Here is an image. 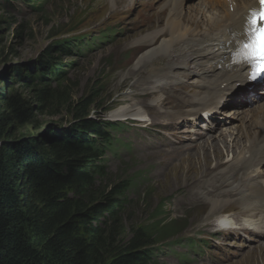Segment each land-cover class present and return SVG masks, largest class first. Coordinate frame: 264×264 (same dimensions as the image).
<instances>
[{
	"label": "rangeland",
	"instance_id": "374dc122",
	"mask_svg": "<svg viewBox=\"0 0 264 264\" xmlns=\"http://www.w3.org/2000/svg\"><path fill=\"white\" fill-rule=\"evenodd\" d=\"M30 2L31 5L26 4L24 0H0V90L4 87L5 93L27 98L31 87L29 75L39 77V60L54 55V57H62V62L67 64L66 74L69 78L67 85L70 92L66 101H56L43 112L35 111L30 123L24 125L17 122L11 123L0 146L6 144L25 147L28 144L30 150L39 153L35 143L45 146L52 137L67 136L77 126L99 121L100 118L108 119L107 114L118 111L122 106L127 107L138 102L158 104L161 99L157 101L155 99L158 96H162L163 99L164 94L161 92L149 95L147 99L139 100L135 96L137 94L140 98L144 96L142 94L147 92L146 90H152L147 80L151 78L149 70L153 65L149 63L143 64V67L138 65L139 69L145 70L142 78H135L134 74L130 73V69L138 62L145 49L155 45L147 42L150 34L155 33L158 36L162 34V30H166V21L169 16L167 4L162 2L158 7H154L156 4L153 0L140 2L134 0H44V2L32 0ZM201 2L202 0H193L186 9L189 10L191 6L198 7ZM202 24H205L203 20L198 27ZM201 27L198 31L204 30L206 25ZM81 30L89 32L110 30L117 33L76 59L65 56L56 49L58 39L64 40V37L69 36L70 33L74 34ZM160 39L162 40V37ZM160 39L157 42H161ZM170 60L164 58L155 62L156 67L153 69L166 66ZM138 82L141 86L137 85ZM56 84L51 82L52 86ZM82 99L93 102L84 109L80 118H77L76 106ZM168 109V106L159 109L151 107L150 111L151 114L159 116ZM166 115L165 113L163 118H166ZM123 125L126 128L117 133V139L122 142L120 151L108 153L101 164L106 166L107 172L113 174L111 179H116L120 174L123 175L126 170L127 174L143 171L139 178V185L129 192L130 198L134 199L135 203L126 208L127 225L151 223L154 221L153 214L157 208L159 211L156 214H160L157 221H162L161 225L164 224L163 221L176 219L178 222L176 229L180 232V237L195 236L201 243L207 240L209 244V247L198 256L194 255V250L185 243L164 245L158 252L157 259L163 264H224L225 262H228L225 264H264V242L255 241L247 245L246 250L237 253L232 260L224 261L216 257L218 255L216 241L219 240L221 243L230 241L223 236L215 241L210 240L213 230L217 229L216 220L219 221L221 215L229 212L233 216H238L240 212L235 206H246L242 200L235 199L240 198V194L227 196L234 201L222 202V205L228 204L221 213H217L220 210L216 211L210 203L214 195L221 197L220 200H215L217 202L223 199V192L219 195L217 193L230 188L231 182L239 179L240 171H233L231 180L227 181V165L223 161L222 164L225 167L217 170L219 166L213 173L214 176L216 172H221L220 178L215 179V185H213L211 182L213 176L209 177L210 172L204 173L201 177L199 174L203 171L196 169L199 163L194 161L198 159L204 162L203 153L205 150L207 152L206 147L200 148L193 154H184L186 149L187 151L192 149H189L190 145L187 144L183 145L178 153L153 150L148 147L146 149L145 140L151 138L159 144L161 138L158 132L168 135L167 129L162 125L157 131L145 130L133 124ZM227 132L228 129L225 133ZM214 135L208 137L207 142L203 144L207 145L212 140H219V138H213ZM239 139L242 140V138ZM126 143L130 144V148L125 145ZM243 146L245 143L239 150ZM227 148L223 145L219 148L225 153L223 160L226 159V153H229L226 151ZM219 149L215 150L217 155L223 156ZM211 160L213 163L216 159L213 157ZM193 162L196 168L185 170ZM194 177L195 180L190 181ZM96 181L100 184L101 178L97 177ZM208 186H213V194H203L202 188L205 190ZM212 210H215L214 213L217 214H211Z\"/></svg>",
	"mask_w": 264,
	"mask_h": 264
},
{
	"label": "trees",
	"instance_id": "16d2710c",
	"mask_svg": "<svg viewBox=\"0 0 264 264\" xmlns=\"http://www.w3.org/2000/svg\"><path fill=\"white\" fill-rule=\"evenodd\" d=\"M61 42L59 52L68 54L70 42ZM49 56L40 59L50 65L39 77L29 75L27 98L1 88L0 142L11 123H30L35 111L67 100V64L59 56L52 64L54 55ZM92 102L82 99L76 117ZM103 124L77 126L45 146L35 143L39 153L28 144L0 146V264H163L156 258L159 250L183 242L176 219L161 225L157 208L151 223L127 225L126 208L135 203L129 192L137 188L143 171L126 170L111 179L101 163L105 149H114L112 143L100 146V152L89 135Z\"/></svg>",
	"mask_w": 264,
	"mask_h": 264
},
{
	"label": "bare ground",
	"instance_id": "6f19581e",
	"mask_svg": "<svg viewBox=\"0 0 264 264\" xmlns=\"http://www.w3.org/2000/svg\"><path fill=\"white\" fill-rule=\"evenodd\" d=\"M190 1L191 0H170L167 6L170 7V4H171L172 9L170 8L168 10L169 16L166 21V25H167L166 30L164 31L162 30V34L158 36L155 33L150 34L147 42L154 43L155 45L148 47L142 52L140 58L138 59V62L134 65V67L130 69V73H133L135 78H142L143 76L142 74L144 73L145 70L143 68L139 69L138 65L142 66L143 64L146 65L149 63V65H153L150 67L151 70H149V76H151L149 83H152L156 81L157 79H159L158 78L159 75L171 78L172 80H182L183 82H185V79L187 78L189 79L191 76L197 75L200 78L197 84L209 85L212 89L208 92H204V91L195 92L193 91L195 88L193 85L192 86L193 89L189 91V92L194 93L192 96H181L180 95L176 99V94L182 91L186 92L185 89L188 85H186L185 83L179 84V82H174L173 84H169V85H162L160 90L164 94V96H163V99H162V96H158L155 99L156 101L157 99H161L158 104H151L149 102V103H144L143 107L139 103L133 104V105L131 104L127 107L122 106L118 111L113 112L112 114L111 113L107 114L109 120L116 119V118L125 119L132 112L133 116L138 115L142 118L143 121H146L147 110L150 109L152 106L158 109L168 106L172 109V106L179 107L181 104H184V103L197 105L199 102H201L205 107L210 108L211 110L210 113H208V111H201V109L203 108V105L198 108L188 107L187 109H185V112L188 115H193L196 117V119H198L199 116H201L203 112L207 115L210 114V116L218 112L221 102L220 100H216V99L218 97H222V93H219V92H221L223 89L221 88L220 85L225 81V79L221 80L219 84L215 83V76L218 74L217 72H215V68L217 67V65H214L215 55H218L215 38L221 37L227 43L230 40L233 43L237 38V28H238L235 25H231L230 23H228L230 19H229L228 10L225 4H229L234 7H240L254 0H202V2L200 3L198 7L191 6L189 7V10H187L186 8H187V5L190 4ZM210 7L212 8L210 9ZM211 12L212 14H209ZM185 14H186V17H185ZM202 20L205 23L202 25H206V28L204 30L198 31L199 28H202L201 27L202 25L198 27V25L202 23ZM224 26L226 28H224ZM223 28L224 30L222 31ZM161 37H162V40L160 39ZM82 38H85V36ZM64 39L72 43L73 35L70 33V35L65 36ZM158 39H160L161 42H157ZM61 40L62 38L58 39L56 43V48L59 51L61 47L64 46ZM217 40H220V39L217 38ZM164 58L171 59L167 65H169L171 62L172 63L168 66V68L160 70L159 72H154L153 68L156 67L154 66L155 62L162 60ZM243 76L244 75L242 73H239L237 75H234L233 78L231 79L232 80L235 79L239 81V80H242L241 78H243ZM137 85L141 86V83L138 82ZM146 91L147 92H144L142 94L144 96H141L140 98H139V95L137 94H135V96H137L139 100L141 98L147 99L146 97L154 93V91H150V90H146ZM243 92L244 91H242V93ZM132 93L134 94L135 92H132ZM159 93H160L159 90H157L156 94H159ZM241 99L244 101H247L248 98L247 96H244V97H241ZM150 100H153V99H150ZM165 113L170 115L169 111L162 112L161 114H159V116H155V119L157 120L162 119ZM231 120L232 121L234 120V123L231 126L219 129L218 131H215L211 134L203 135L206 132L196 131L195 136L192 137V141H193L192 144H187V145H190L189 149L191 148L192 149L189 151H187L188 149H186L184 153V154H193L197 152L200 148L206 147L207 152L205 150V153H203L205 155L203 157L204 162H200L198 159H195L194 161H198L199 163L197 168L194 166V162H193V163H190L189 164L190 166L185 169V170H188V169L190 170L191 168L195 167L196 169L203 171L201 172L202 174H199L201 175V177L204 173L206 174L208 172H210L209 177L213 176V173L223 168L224 164L227 165V171H226L228 175V179H226L227 181L231 180L233 171H240V174H242V178L238 182L237 181L231 182L230 188L224 191H219L217 193V195H219L221 192H223L222 193L223 199L221 201L219 202L215 201V200L221 199V197H216L215 195L210 200V203L213 206V208L216 211L220 210V212H217V213H221L223 209L224 210L226 209L225 206L228 203H226L225 205H222V202H227L228 200L234 201V199H230L227 196L234 195V194H240L239 195L240 197L249 196V190L252 189L253 186H259V188L264 192V179L259 177V175L264 176V168L261 169V167L264 165V144L260 142L261 138L264 136V103L263 104L260 103L256 105L254 109L250 110L247 114L235 113L231 115ZM153 123L154 122H152V124ZM181 123L182 121H179L178 118H174L171 124L175 126ZM217 123L218 122L214 120V124H210V125L207 124V126L211 128H216ZM238 123H240V125H238ZM234 126L236 127L234 128ZM150 129L153 130L155 128L150 127ZM227 129H228V132L225 133ZM185 133H186L185 130L181 131V128L175 127V130H174L175 136L184 138ZM198 134H201L203 136L198 137ZM89 135H92V134L89 133ZM211 135H214L213 138H219V140H212V142L210 144L207 143V145L203 144L207 142L208 137H210ZM91 137L92 139H95L94 135ZM189 138L191 137H189L188 135H185V139H189ZM239 138H242V140ZM154 141L155 140L151 139L147 143V147L153 150H166V151L178 153L180 148L183 145H185V144H181L179 146H175L174 144L159 145V144H156ZM244 143H245V146H243V148L239 150L240 146H242V144ZM222 145L227 146L228 148L226 151L229 152L228 154L226 153L227 156H226V159L224 160L223 158L225 156V153L219 149L222 147ZM216 148H218L223 153V156L217 155L215 151ZM98 151H100V149H98ZM157 152L158 151H156V153ZM150 153H153V151H150ZM146 154L148 155V153ZM102 157H104V161H105L106 155L103 154ZM213 157L216 160L212 163L211 159ZM223 161H224V164H222ZM205 168H206V172H204ZM190 173H192V171ZM220 176H221V172H216L214 174L211 180L213 185H215V181L219 179ZM194 180H195V177L190 181H194ZM202 192H204L203 194L206 193L208 195L213 194L212 193L214 192L213 186L211 187L208 186L205 188V190H203L202 188ZM235 199L242 200L244 203H246V206L238 207L239 212L241 214L243 212H249L251 211V209L252 211H255V210L257 211L256 207H259V205L256 206V204L252 205L251 203H249L247 198H235ZM214 211L212 210L210 211V213L217 214V213H214ZM259 218H260V221H259ZM239 222H240V219L238 216H233L230 218L227 215H223V216L221 215L219 218V223H230V227L232 226L234 228L232 231L229 228L227 229L226 232H224V234L227 236H235L239 234V232L241 231L252 232L251 225L249 222H246V224L244 225H240ZM251 224L254 227L259 226L258 232L261 234H256V235L259 238L258 243H263L264 242V217L263 216L256 217V222H252ZM237 247H239L242 250H246L247 244L243 242H239ZM225 263H228V262H225Z\"/></svg>",
	"mask_w": 264,
	"mask_h": 264
},
{
	"label": "snow or ice",
	"instance_id": "6c2138e0",
	"mask_svg": "<svg viewBox=\"0 0 264 264\" xmlns=\"http://www.w3.org/2000/svg\"><path fill=\"white\" fill-rule=\"evenodd\" d=\"M255 15L254 13L253 24H255ZM261 18H264V12ZM257 50L259 54H256ZM233 63L251 65L253 71L250 79L252 80H258L261 75H264V29L253 30L250 39L239 41V48L233 53Z\"/></svg>",
	"mask_w": 264,
	"mask_h": 264
},
{
	"label": "clouds",
	"instance_id": "9594fccd",
	"mask_svg": "<svg viewBox=\"0 0 264 264\" xmlns=\"http://www.w3.org/2000/svg\"><path fill=\"white\" fill-rule=\"evenodd\" d=\"M30 1H32V0H30ZM64 55L65 56H68V57H70V58H72V59H76L75 57H73V55H70V54H65L64 53ZM57 58H59V57H51V59H52V64H54V62L55 61H57ZM45 59L46 60H48V59H50V58H48V57H45ZM47 61H41V60H39V62H38V64H39V74L41 73V69H43L45 66H47V65H50L49 63H46ZM65 70L67 71V69H66V66H65ZM40 76V75H39ZM51 82H56V79H52L51 80Z\"/></svg>",
	"mask_w": 264,
	"mask_h": 264
}]
</instances>
